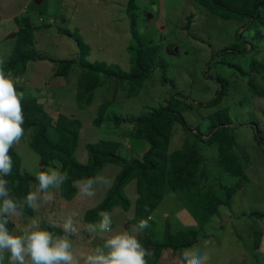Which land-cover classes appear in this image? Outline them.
Returning <instances> with one entry per match:
<instances>
[{"label":"rangeland","instance_id":"rangeland-1","mask_svg":"<svg viewBox=\"0 0 264 264\" xmlns=\"http://www.w3.org/2000/svg\"><path fill=\"white\" fill-rule=\"evenodd\" d=\"M260 2L263 9L259 10L258 21L243 29L240 27L244 21L222 20L196 0H0V60L9 57L17 39L16 32L25 30L26 25L38 28L32 31L33 47L44 59L29 62L26 69L17 68L15 74L20 76L18 82L29 89L22 92L21 102H31L28 93L43 102L39 93L45 91L49 98L45 110L54 122L58 112L50 107L52 90H56V96L61 94L65 98L66 114L71 108L69 116L80 120L82 125L75 152V158L81 163L87 160L85 145L101 139L119 140L121 152L127 158L141 156L146 145L142 141L123 138L122 131L128 132L133 127L127 123H117L118 118L138 117L156 110L176 93L181 94L178 98L185 108L181 116L186 127L178 123L173 125L169 153L183 149L185 142L190 145L194 140L192 132L199 130L207 134L212 119L216 120V117L210 116L217 111H227L235 151L246 162V181L241 189L237 188L231 195L228 205L219 206L216 215L204 225L201 235L205 238L185 251L207 254L205 264H264V143L259 144L254 140V136L259 141L264 140V96L256 94V91L264 90V0ZM134 6L138 11L130 12ZM133 25L143 49L155 47L158 50L153 68L135 97L127 96L128 83L121 81L112 99L115 81L106 79L101 87L103 92L99 94L102 100L117 101L106 112L108 122L95 128L91 122L96 116V107H100L102 102L98 101L99 104L88 108L85 92L87 82L95 73L73 65L67 76V84L57 86L53 78L56 65L48 59H72L77 62L79 51L73 39L78 37L88 47L86 61L89 64L105 65L106 68H118L122 73H130V56L135 54L133 49L128 51L130 44L135 42L131 34ZM63 30H68L71 35L62 34ZM236 34L241 35V41L235 38ZM248 44H252L253 52L244 57L216 54L227 46L243 50L250 46ZM15 76L10 77L17 83ZM217 79L226 86L223 99L212 109L199 107V103L210 101L219 90ZM30 135L29 131L25 139L13 146L9 155L15 154L20 158L21 174L35 179L36 173L55 169L57 165L49 162L48 166H43L37 154L27 145ZM198 148L205 164L199 172L203 170L205 176L210 177L209 182H204L199 172L195 176L196 182L202 181L201 193L205 194L207 185L211 184L223 198L218 188L228 190L234 186L236 178L217 173L218 153L215 146L199 144ZM117 170L115 166H107L96 175L97 182L93 186L95 195L91 197L83 194L77 184V195L71 202L61 198L60 189H50L54 191V199L49 203L41 202L35 212L32 209L27 212L25 207L24 216L12 223L10 231L20 234L32 217L38 218L42 225L43 221L51 224L62 222L72 213H77L74 220L78 232L70 237L77 254L93 253L115 234L130 231V234L136 235L135 227L130 223L132 209L123 212L117 207L113 208L110 213L111 232L108 233L97 232L93 235L87 231L88 225L83 221L84 214L102 201ZM237 182L242 181L237 179ZM37 186L32 183L29 191H35ZM134 189V183L125 188L132 203ZM186 202L176 193H168L151 214V219L148 218L150 226L137 234L141 244L145 235L152 241L159 239L166 225L172 232L197 229L196 222L185 208ZM190 203L194 205L197 202L194 200ZM186 207L189 209L188 204ZM253 212L260 213V216H252ZM148 258L147 264H184L183 257L181 259L171 251H164L159 258L153 255ZM4 264H7V259Z\"/></svg>","mask_w":264,"mask_h":264},{"label":"trees","instance_id":"trees-1","mask_svg":"<svg viewBox=\"0 0 264 264\" xmlns=\"http://www.w3.org/2000/svg\"><path fill=\"white\" fill-rule=\"evenodd\" d=\"M196 1L200 6L222 20H237L240 23L244 21L240 27L243 29L249 27L251 23L258 21L260 17L259 10L262 8L260 0ZM132 11H138V8L134 6L130 12ZM132 22L134 24L135 20ZM35 30H38V28L26 25L25 30L16 32L17 39L11 49L10 55L6 60H3L5 75L9 77L16 75L15 77H17L15 78L17 80L15 87L18 93L29 89L26 88L24 83L18 82L20 76L18 73L15 74L17 68L26 69L29 62L44 59L35 52L33 47L32 31ZM62 34L66 36L71 35L68 30H63ZM131 34L133 35L132 40H135V42L132 45L130 44L128 51L133 49L135 50V54L130 56L132 71L127 74L122 73L118 68L110 69L106 68L105 65L95 66L89 64L86 61L89 55L88 47L78 37L73 39L79 51L77 62L72 59H48L56 65L53 78L57 86L58 84L64 86L67 84V76L73 65H78L84 69L87 68L88 72L95 73L85 86L86 102L89 103L88 108L91 105L102 102L100 107H96V116L91 122L95 128H100L103 124L105 125V122H108L109 116L106 112L117 101L116 99H112L115 98L119 83L126 81L129 86L127 96L135 97L138 95L141 85L148 78L150 70L153 68L152 63L158 53L157 48L143 49L141 42L137 40L138 34H136L135 25L132 26ZM235 38L241 41L242 37L236 34ZM248 45L250 46H246L243 50L238 49L236 46H227L220 49L216 54L244 57L253 52L251 48L252 44ZM110 78L115 81L114 94L111 100H102L99 94L103 92L101 87L105 84L106 79ZM217 81L220 84L219 90L215 92L214 97L210 101L199 103V107L212 109L221 102L223 96L226 94V86L220 79H217ZM30 92L32 91L30 90ZM39 94L42 95L43 102L39 100V97H35V95L29 93L30 99L28 100L31 102H21L24 107L23 128L25 130L22 139H25L26 134L30 131L31 135L29 140L26 141L27 145L37 154L43 166H48L49 162L58 161L62 165L59 171L61 173L67 172L69 178L60 187V196L64 201L69 202L76 197L77 187L74 181H82L89 178L95 179L96 175L107 166H115L118 169L102 201L84 214L83 221L85 224L90 225L100 222L101 216L99 213L101 211H106L110 214L113 208L117 207L123 212L133 210V217L130 223L135 227L141 219H148L151 216L168 193H176L180 198L187 201L185 208L194 222H196L198 228L172 232L166 225L162 231V236L155 241H152L150 237L145 235L142 246L150 250L154 258H159L164 251H171L174 254L177 253L182 259L187 249L192 248L199 240L205 238L204 235H201L202 229L216 215L218 207L227 206L231 195L238 189H241L246 181V177L244 176L246 162H243L241 155L235 151L234 137L230 132L231 128L228 126L229 120L225 113L227 112L226 110H223L225 111L224 113L217 111V113L210 116V118L216 117V120L212 119L213 122L208 126L207 134L196 130L192 132L194 140L189 143L190 145L185 142L186 145L184 144L183 149L169 153L168 146L173 125L178 123L182 127H186V123L181 116L185 108L183 105H180V99L178 98L181 94L176 93L170 97L164 106L156 110L148 111L138 117L127 116L125 118H118L117 123H127L133 127L131 130L127 128L128 132L122 131L121 136L123 138L142 141L146 145L147 148L141 156L127 158L121 152L119 140L101 139L85 145L87 160L85 163H81L75 158L79 133L82 127L81 121L69 116L71 108L68 110V114H66L65 103L63 102L65 98L61 94L56 96V90L55 92L52 90L53 98L52 106L50 105V107L58 112V116L53 122L45 110L46 101L49 99L46 95L48 93L42 91ZM256 94L264 96V90H258ZM254 140L259 144L264 143V140L259 141L255 136ZM199 144L215 146L218 153L217 165L219 170L217 173H226L236 178L233 186L235 188L229 187L228 190L221 189V187L218 188L217 191H220L223 198L216 193L211 184L207 185L205 194L201 193L202 181L209 182L210 177L208 178V175L205 176L203 170L201 173L199 172L200 168L205 165L200 155ZM11 157L13 158L12 173L4 178L10 182L9 188L13 196L23 200L29 192L30 185L32 183L38 185V182L29 175L21 174L19 172L20 158L15 154ZM198 172L200 179H202L200 182H196L195 178ZM237 179H241L242 182H237ZM131 183H134L135 186L133 203L125 193V188ZM194 200L197 203L192 205L190 202ZM187 204L189 209L186 207ZM27 209V212H31L30 208ZM251 215L260 216V213L253 212ZM51 225V223L43 221L41 227L56 235L64 234L60 228L52 227ZM7 227L10 230L12 223L10 222ZM146 260L149 261V258L146 257Z\"/></svg>","mask_w":264,"mask_h":264},{"label":"clouds","instance_id":"clouds-1","mask_svg":"<svg viewBox=\"0 0 264 264\" xmlns=\"http://www.w3.org/2000/svg\"><path fill=\"white\" fill-rule=\"evenodd\" d=\"M3 61L0 60V264H147L146 257L151 251L142 246L137 234L142 233L150 225L148 219H141L135 226L136 235L125 231L106 239L103 247H98L93 253L77 254L70 237L78 232L72 213L62 222L53 223L52 227H60L63 235L42 228L41 221L32 217L27 225L16 234L7 225L24 216L25 207L37 211L41 202L49 203L54 199V191L59 190L69 178L67 172L61 173L58 161H53L57 168L36 173L38 186L35 191H29L23 200L13 196L9 181L4 177L11 175L13 158L9 155L13 146L24 136V113L22 106L23 93H18L15 82L5 75ZM57 87V86H56ZM96 179L89 178L74 181L80 191L87 196H94ZM139 198V197H137ZM98 224H90L87 231L93 235L111 232L112 219L108 212L99 213ZM151 219V217H149ZM106 250V251H105ZM7 254V255H6ZM207 254L185 252L184 264H205Z\"/></svg>","mask_w":264,"mask_h":264},{"label":"crops","instance_id":"crops-1","mask_svg":"<svg viewBox=\"0 0 264 264\" xmlns=\"http://www.w3.org/2000/svg\"><path fill=\"white\" fill-rule=\"evenodd\" d=\"M72 201V200H71ZM71 201H69V202H71Z\"/></svg>","mask_w":264,"mask_h":264}]
</instances>
